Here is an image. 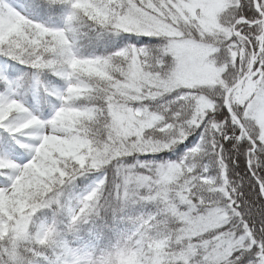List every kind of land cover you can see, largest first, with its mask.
Returning a JSON list of instances; mask_svg holds the SVG:
<instances>
[{"label":"snow or ice","instance_id":"6c2138e0","mask_svg":"<svg viewBox=\"0 0 264 264\" xmlns=\"http://www.w3.org/2000/svg\"><path fill=\"white\" fill-rule=\"evenodd\" d=\"M0 264H264V0H0Z\"/></svg>","mask_w":264,"mask_h":264}]
</instances>
